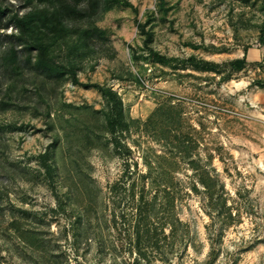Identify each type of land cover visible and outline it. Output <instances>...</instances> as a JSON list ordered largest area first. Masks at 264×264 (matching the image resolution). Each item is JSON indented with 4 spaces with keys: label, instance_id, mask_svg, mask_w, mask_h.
<instances>
[{
    "label": "rangeland",
    "instance_id": "rangeland-1",
    "mask_svg": "<svg viewBox=\"0 0 264 264\" xmlns=\"http://www.w3.org/2000/svg\"><path fill=\"white\" fill-rule=\"evenodd\" d=\"M98 1L0 51V264H264V0Z\"/></svg>",
    "mask_w": 264,
    "mask_h": 264
},
{
    "label": "trees",
    "instance_id": "trees-1",
    "mask_svg": "<svg viewBox=\"0 0 264 264\" xmlns=\"http://www.w3.org/2000/svg\"><path fill=\"white\" fill-rule=\"evenodd\" d=\"M97 1V2H96ZM120 3L119 0H113ZM100 2L98 0H39V3L33 9L20 15L19 11L10 15V10L0 4V51L4 49L5 53L9 54V59L13 64H19V50L34 52L36 51V66L59 75L69 74L73 80L78 83L77 73L65 65L57 63L50 55V47L46 40L50 37V33L55 37L67 29V24L70 21H83L88 17H92L93 10L99 8ZM88 10H84V6ZM15 27L17 33L8 35L9 38L14 39V44L5 42L2 35L3 30H8L10 27ZM16 42V44H15ZM31 62V59L28 58ZM103 93L114 95L112 90L99 87ZM113 97L111 96V99ZM108 114L110 125L114 127L117 119L122 117L121 109ZM144 209V208H143ZM167 209V208H166ZM146 210H141V224L142 220H146ZM145 222V221H144ZM148 230V227L145 226ZM139 227V234H140ZM149 230L145 233L148 235Z\"/></svg>",
    "mask_w": 264,
    "mask_h": 264
}]
</instances>
